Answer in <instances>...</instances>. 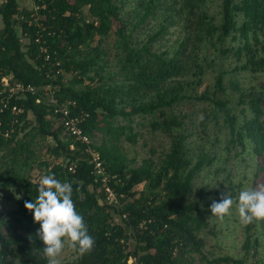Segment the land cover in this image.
Here are the masks:
<instances>
[{"label":"trees","instance_id":"trees-1","mask_svg":"<svg viewBox=\"0 0 264 264\" xmlns=\"http://www.w3.org/2000/svg\"><path fill=\"white\" fill-rule=\"evenodd\" d=\"M161 1L142 0V11L132 23L122 15V0H33V7L21 6L20 0H0V81L11 75L36 86L51 84L60 102L75 100L72 115L88 113L81 126L100 153L118 199L109 197L88 144L65 127L54 104L46 99L37 102L38 93L29 92L13 96L1 110L0 94V187L22 194L16 208L0 211V264H48L44 242L37 235L39 222L25 203L37 196L36 169L41 176L54 172L61 181L72 183L76 209L94 237L90 250L75 249L76 259L63 264H193L198 256L210 263L246 264L251 252L258 255L262 242L253 229L264 218L244 225L242 256H206L201 233L210 224L211 203L200 206L191 195L197 174L210 158L203 146L193 158L194 133L187 119L194 112L177 110L195 99L203 104V125L212 116H224L230 143L239 142L246 149L247 140L254 141L252 154H263L264 85L246 90L232 81L239 93L234 96L225 84L226 70L221 69L213 87L196 92L209 61L197 51L196 39L187 54L185 40L170 56L168 50L155 47L166 23L145 41L134 37L136 27ZM186 1L190 12L199 11L197 43H209L220 56L236 55L237 70H264V0H221L219 19L202 7L205 0ZM230 35L241 43L226 46ZM22 37L29 42L25 44ZM42 46L47 51H41ZM235 98L244 104L240 126ZM14 103L24 112H13ZM121 116L127 122H117ZM137 116L147 118L143 124L169 138L163 155L144 157L140 164L121 148L123 134L137 141L133 125ZM140 183L144 186L137 189ZM204 191L202 187L199 193ZM222 194L226 195L221 191L215 198L222 199ZM255 264H264L263 257Z\"/></svg>","mask_w":264,"mask_h":264},{"label":"rangeland","instance_id":"rangeland-1","mask_svg":"<svg viewBox=\"0 0 264 264\" xmlns=\"http://www.w3.org/2000/svg\"><path fill=\"white\" fill-rule=\"evenodd\" d=\"M122 15L124 19L134 23L136 15L141 12L140 2L142 0H122ZM21 6L33 7V0H20ZM220 3L221 0H205L202 7L209 11L211 14L217 15L220 18ZM85 15L89 18L87 8H85ZM198 9L195 14L190 12V6L186 0H162L159 7L154 10L152 16L146 21L141 22L135 29L134 37L142 40H147L148 37L157 32L161 24L166 23L167 29L161 34L158 41L155 43L156 50H168L169 55H174L180 49L183 41H187L189 51L191 48L192 40L196 39V21L198 19ZM3 26V20L0 16V29ZM21 33V30H20ZM195 34V36H194ZM194 43L198 45L197 51L201 56H208L209 61H205L206 73L203 78L202 84L196 87L200 92L207 85L214 86L216 75L221 69H225V84L228 87L229 93L238 96V91L232 87V81H236L241 88L252 90L253 88L261 89L264 85V70L252 72L250 70L235 69L239 63L238 57L234 54L219 55L212 45L205 44L204 42ZM22 41L27 44L29 39L22 37ZM200 41V40H198ZM226 46L237 45L241 43V39H233L232 35L227 37ZM201 46V47H200ZM27 48V47H25ZM180 55V54H179ZM213 58V59H212ZM192 77L191 74H187ZM70 77V76H67ZM236 109L235 113L238 116L237 125H242L244 121V113L241 108L244 104H240L235 98L233 102ZM203 104L196 102L192 99L185 102L182 108L177 111H189L193 115L187 119L190 130H193V135L190 137L192 141L193 158L198 157L197 152L200 151L201 146L209 154L210 161L205 162L200 172L195 178V199L200 206H204L207 202L212 203L217 200L215 197L219 192L223 191L226 194L234 193L233 204L229 214L219 218L214 214L208 215L210 224L204 228L202 235L205 238L204 252L209 259L216 258L223 255H231L239 257L243 255L242 244L244 241V225L240 219L238 212V201L236 197L243 188H255L261 183H264V152L263 154L253 155L252 146L254 141L247 140L246 149L238 142L232 144L229 141V129L226 126L224 116L218 119L212 116V119L207 125L202 124L203 112L200 108ZM264 106V103H263ZM264 119V117L262 118ZM147 118L137 116L134 122L135 131H137V141L133 142L126 138L123 134L121 137V148L126 155L131 159H135V164H140L144 157L152 156L158 158L163 155V152L169 146V138L159 131H154L146 123ZM117 122L125 123L126 118L119 117ZM206 128V129H205ZM207 130V131H206ZM102 134L97 136V141L101 142ZM194 142V143H193ZM201 143V144H200ZM199 145V146H198ZM155 150L152 151V150ZM194 162H196L194 160ZM41 175L36 169L33 171V178L39 181ZM144 183L136 186L137 189L143 188ZM204 187L205 191L199 193V190ZM22 198V194L8 187H0V211L7 212L14 209L18 205V199ZM259 222V221H258ZM253 231H257L261 239L262 245L259 248L258 255L251 252L246 264H255L257 258L263 257L264 259V220L258 223ZM77 253L74 248L66 241L65 246L61 253L58 255L59 264L72 261L76 259ZM193 264H228L227 262L210 263L206 260H201L199 256ZM233 264V263H231Z\"/></svg>","mask_w":264,"mask_h":264},{"label":"clouds","instance_id":"clouds-1","mask_svg":"<svg viewBox=\"0 0 264 264\" xmlns=\"http://www.w3.org/2000/svg\"><path fill=\"white\" fill-rule=\"evenodd\" d=\"M72 193L70 181H61L54 172H49L40 177L35 200L25 202L26 207L32 210L34 221L39 222L37 235L44 242L48 264H59L57 257L66 241L80 253L90 250L94 244V237L82 213L76 209ZM222 196L210 205L211 213L219 218L229 214L233 204L231 194ZM236 199L243 223L264 218V183L255 188L241 189Z\"/></svg>","mask_w":264,"mask_h":264},{"label":"built area","instance_id":"built-area-1","mask_svg":"<svg viewBox=\"0 0 264 264\" xmlns=\"http://www.w3.org/2000/svg\"><path fill=\"white\" fill-rule=\"evenodd\" d=\"M41 51L45 52L47 51V48L45 46H42ZM49 58L50 54L47 53L46 59ZM57 65H60L59 60L57 61ZM58 72H60V69H57V73ZM0 83V94H3V97L1 98V103H3L1 110H3L4 107H8L9 101L13 96L16 95L20 97L26 95L29 92L38 93L36 99L37 102H42V100L46 99L47 101L55 105L54 112L56 114L60 113V119L64 123L65 127L76 137V139H80L88 144V151L92 153L93 161L95 162V172L101 177L102 186L105 188V191L107 192L109 197L117 202V194L113 187L109 184L110 174L109 172H107L100 158V153L92 147L91 136L85 133L81 126L82 122L88 116V113L84 112L82 114L72 115L71 108L72 106H76V101L73 99H66L60 102L58 97L56 96V89L51 84H48L46 86H36L31 83H24L23 81L14 79L11 75H7L6 77H4L2 81H0ZM11 108L16 114L24 112V108L16 103L12 104ZM5 134L7 136H10L11 131L7 130ZM72 147H74L73 144ZM74 168V165L70 166L71 170H75ZM124 216L126 217V215ZM133 261L134 258L131 257L129 259V262Z\"/></svg>","mask_w":264,"mask_h":264}]
</instances>
